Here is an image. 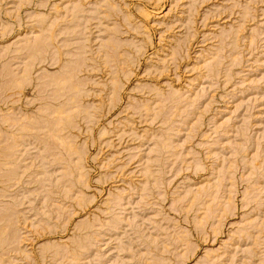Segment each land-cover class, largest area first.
<instances>
[{"label": "rangeland", "instance_id": "obj_1", "mask_svg": "<svg viewBox=\"0 0 264 264\" xmlns=\"http://www.w3.org/2000/svg\"><path fill=\"white\" fill-rule=\"evenodd\" d=\"M0 264H264V0H0Z\"/></svg>", "mask_w": 264, "mask_h": 264}]
</instances>
